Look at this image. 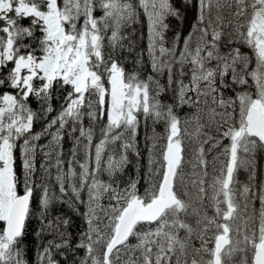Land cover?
Instances as JSON below:
<instances>
[{
	"label": "rangeland",
	"instance_id": "obj_1",
	"mask_svg": "<svg viewBox=\"0 0 264 264\" xmlns=\"http://www.w3.org/2000/svg\"><path fill=\"white\" fill-rule=\"evenodd\" d=\"M129 1L103 0L100 21L89 12L81 11V0H65L60 7L55 0H49L42 14L33 7L20 4L18 11L42 17L48 51L35 63L30 58L18 59L15 66L16 81L20 80L22 85L29 86L34 74L39 71L46 86L56 77L70 82L76 95L67 100L64 116L73 113L81 104L85 88L99 86L98 77L89 69L87 62L90 58L99 59L102 37L114 32L119 22L128 16L131 9ZM201 1L199 24L181 45L168 50L159 44L163 20L169 9L168 0H137L145 10L149 43L156 67L169 71L164 70L165 75L171 77L170 84L173 80L175 82L177 103L187 110L177 117L163 110L161 97L167 94H162L157 78L142 85H127L123 82L120 70L115 66L110 67L108 89H101L100 92L101 101H104V97L106 99L110 124L114 128L120 126L121 137L116 148L120 144L130 145L138 118L148 119L144 131L147 133L154 184L145 190H138L134 186L119 185V182L107 183L102 179V174L85 176L83 169H77L75 179H78L79 188L84 194L86 217L90 223L91 245L87 264H135L138 248L146 240L155 238L153 233L137 234V241L140 240L138 248L131 243H124L118 251L114 250L107 257L106 262L102 260L100 243L105 239L110 241L122 205L134 200L146 204L157 197V188L164 172V155L171 151L180 153L173 182L176 202L156 221L155 234L161 229V233L172 241L182 227L183 234L189 229L201 228L202 232L197 238L200 245L194 251V257L209 254L210 249L213 252L217 238L227 232V245L223 253L226 264H250L249 255L264 233V175L260 182L263 193L260 194V200L255 202V194L259 191L256 183L249 178L253 183L250 187L245 181L247 176L240 173L249 169L250 154L256 143L247 137L243 129L246 110L257 101L264 103V0ZM8 5L9 0H0V10ZM219 35H223L226 40L233 39L228 51L217 45ZM239 42L246 43L250 48L252 60L248 50L236 47ZM8 51L7 45L5 56ZM23 69L27 73L21 74ZM225 77L235 84H245L246 77H249L253 85L252 92L245 91L246 87L241 85L243 93L224 100L221 93L226 87ZM29 125L30 117L23 110H14L13 98L5 96L0 108L2 221L15 197L10 142L14 132L21 133ZM233 147L235 165L226 182V170ZM102 151L98 150L94 158L101 168L118 165L121 159L117 155L118 149L113 150V146L108 145ZM207 156L210 158L207 159ZM205 175L208 176L207 180ZM155 180H158V184ZM247 200L253 203L247 204ZM168 246L179 255L185 252L184 245L181 247L175 243ZM11 250V242L0 233V258L11 256ZM170 251L164 252L165 258ZM182 260L188 264L197 263L196 259L191 263L185 256Z\"/></svg>",
	"mask_w": 264,
	"mask_h": 264
},
{
	"label": "trees",
	"instance_id": "obj_2",
	"mask_svg": "<svg viewBox=\"0 0 264 264\" xmlns=\"http://www.w3.org/2000/svg\"><path fill=\"white\" fill-rule=\"evenodd\" d=\"M63 1L65 0H55L59 7ZM102 1L81 0V11L89 12L100 21ZM168 2L169 9L163 20L159 44L170 50L181 45L191 30L199 24L202 1ZM48 3L49 0H9V5L0 10V108L3 98L11 96L14 110H23L30 117L29 128L21 133L14 132L10 142L14 193L19 195L27 189L31 190L23 230L11 242L12 255H4L0 258V264H87V253L91 245L90 223L86 217L84 194L79 188L78 179H75L78 168L83 169L85 176L102 174V179L110 184L119 182V185L134 186L138 190L153 186L149 164L150 150L146 141L147 133L144 131L149 120L138 118L130 145L120 144L116 148L121 137L120 126L114 128L110 124L106 99L104 97V101H101L100 92L101 89H108L111 66L120 70L123 82L127 85H142L157 78L162 94H167L166 97H161L162 108L173 117L187 110L185 106L178 105L175 82L173 80L170 84L171 77L165 75L166 68L156 67L149 43L145 10L137 0H131L130 13L119 22L114 32L102 37L99 59L88 60L87 65L98 77L99 86L85 88L81 104L73 113L64 116L67 100L76 95L70 82L56 77L46 86L39 71H36L29 86L22 85L20 80L16 81L15 66L18 59L30 58L35 63L48 51L42 17L25 14L18 11L17 7L23 4L42 14ZM217 41L222 50L228 51L233 39L226 40L223 35H219ZM7 45L9 51L5 56ZM236 45L237 48L248 50V56L252 60L251 50L246 43L239 42ZM167 72L169 73L168 70ZM25 73L27 71L23 69L21 74ZM224 79L226 87H223L221 93L224 100L232 99L234 94L239 96L243 93L241 85L246 87L245 91L252 92L253 85L249 77H246L245 84H235L228 81L227 77ZM108 145H112L113 150L118 149L117 155L121 159L117 166L101 168L94 158L98 150L101 149L103 153L102 150H106ZM206 158L209 159L210 156ZM250 159L249 169L240 173L247 176L245 181H248L250 187L253 185L251 181L256 183L259 191L255 194L256 201H253L258 202L260 194L263 193L260 182L264 175V146L256 142ZM207 177L205 175V180ZM155 183L158 184V180ZM246 203L251 205L253 202L247 200ZM126 205H122L121 210ZM2 224L0 220V233ZM155 225L156 222H137L125 242L138 248L140 240L137 241L135 235L153 233L155 236L138 248L137 264H152L155 250L164 253L167 245L175 243L181 247L184 245V253L188 255L189 261H195L193 254L200 245L197 238L202 232L201 228L189 229V232L183 234L182 227L180 233H176L171 241L161 233V229L155 234ZM107 243V239L100 243L103 262L107 261L104 256ZM118 250L119 248L116 249ZM172 252L175 253L174 250Z\"/></svg>",
	"mask_w": 264,
	"mask_h": 264
},
{
	"label": "water",
	"instance_id": "obj_3",
	"mask_svg": "<svg viewBox=\"0 0 264 264\" xmlns=\"http://www.w3.org/2000/svg\"><path fill=\"white\" fill-rule=\"evenodd\" d=\"M70 39L69 37L67 38ZM245 131L249 136L255 137L264 145V105L257 102L249 106L245 115ZM234 151H231V158L227 168L225 181L233 173L235 160ZM165 173L158 190V197L143 205L140 201H131L119 214L113 236L108 244L105 255H109L120 244L125 242L132 232L136 222H154L164 210L174 204L175 197L172 191L173 179L179 160V152H168L164 156ZM31 200V190H27L15 196L10 204L3 221V234L8 241H13L23 230L27 211ZM226 245V235L218 238L213 255V264H220L219 254ZM252 264H264V234L256 243L252 257Z\"/></svg>",
	"mask_w": 264,
	"mask_h": 264
},
{
	"label": "flooded vegetation",
	"instance_id": "obj_4",
	"mask_svg": "<svg viewBox=\"0 0 264 264\" xmlns=\"http://www.w3.org/2000/svg\"><path fill=\"white\" fill-rule=\"evenodd\" d=\"M224 235L228 234L227 232L224 233ZM176 249V248H175ZM171 250L167 255V258L164 257V253H160L158 250H155L154 252V260L152 261V264H188L187 261H183L182 259L184 258V256L186 258H188V255L186 253H184L183 255H179L176 253H173L172 250L174 249H169V246L167 245L166 251ZM223 252L219 255V259H220V263L221 264H226L225 261V256L223 255ZM159 254V255H158ZM213 254L214 252H212V249H210V253L209 254H204V255H197L194 256L196 259V264H203V261H206L208 264H211V260L213 261ZM212 257V258H211ZM173 258H175L176 260H172ZM182 260V262L180 263V261Z\"/></svg>",
	"mask_w": 264,
	"mask_h": 264
},
{
	"label": "bare ground",
	"instance_id": "obj_5",
	"mask_svg": "<svg viewBox=\"0 0 264 264\" xmlns=\"http://www.w3.org/2000/svg\"><path fill=\"white\" fill-rule=\"evenodd\" d=\"M256 182H257V181H256ZM138 241H139V240H138ZM166 247H167V246H166ZM139 253H141V251H140ZM158 255H159V254H158ZM135 256H136V255H135ZM135 256H134V257H135ZM135 258H136V257H135ZM140 258H141V257H140ZM140 258H139V260H140ZM121 259H122V258H121ZM131 259H132V258H131ZM124 260H126V257H125ZM134 260H135V259H134ZM137 260H138V259H137ZM137 260H136V261H137ZM121 262H122V260H121ZM136 263H137V262H136Z\"/></svg>",
	"mask_w": 264,
	"mask_h": 264
}]
</instances>
